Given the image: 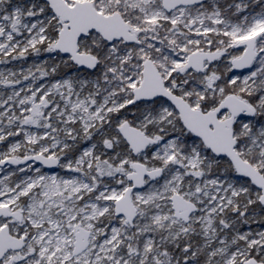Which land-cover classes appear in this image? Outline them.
<instances>
[{
  "label": "snow or ice",
  "instance_id": "6c2138e0",
  "mask_svg": "<svg viewBox=\"0 0 264 264\" xmlns=\"http://www.w3.org/2000/svg\"><path fill=\"white\" fill-rule=\"evenodd\" d=\"M0 65V264H264V0H0Z\"/></svg>",
  "mask_w": 264,
  "mask_h": 264
},
{
  "label": "rangeland",
  "instance_id": "374dc122",
  "mask_svg": "<svg viewBox=\"0 0 264 264\" xmlns=\"http://www.w3.org/2000/svg\"><path fill=\"white\" fill-rule=\"evenodd\" d=\"M31 58L29 59V61L27 63H31ZM27 66V65H25ZM4 65H0V68H4ZM8 68H18L19 67V62H13V64L7 65Z\"/></svg>",
  "mask_w": 264,
  "mask_h": 264
}]
</instances>
